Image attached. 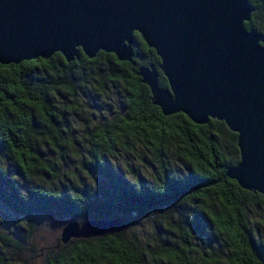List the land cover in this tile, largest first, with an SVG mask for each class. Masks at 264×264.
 I'll return each instance as SVG.
<instances>
[{
    "label": "trees",
    "instance_id": "16d2710c",
    "mask_svg": "<svg viewBox=\"0 0 264 264\" xmlns=\"http://www.w3.org/2000/svg\"><path fill=\"white\" fill-rule=\"evenodd\" d=\"M248 1L253 12L244 26L261 31L264 0ZM134 41L130 61L103 51L88 58L78 49L72 62L57 52L0 64V205L21 217L26 233L53 214L126 224L117 233L58 241L45 264H264V238L252 226L255 220L264 229V197L226 176L239 161L237 134L216 119L198 125L183 113L163 115L137 75L160 59L137 32ZM159 85L168 87L160 71ZM116 86L123 111L101 123L87 119L74 134L80 103L108 105ZM129 140L151 153L152 180L131 179L115 165ZM78 149L76 166L71 154ZM161 208L169 213L149 240L128 235L133 223L124 219L133 216L138 225ZM13 234L0 233V264H14L11 253L26 240Z\"/></svg>",
    "mask_w": 264,
    "mask_h": 264
},
{
    "label": "water",
    "instance_id": "95a60500",
    "mask_svg": "<svg viewBox=\"0 0 264 264\" xmlns=\"http://www.w3.org/2000/svg\"><path fill=\"white\" fill-rule=\"evenodd\" d=\"M252 12L248 0H0V64L57 52L72 62L78 49L88 58L103 51L130 61L137 32L160 59L157 68L137 70L152 104L198 125L223 121L239 150L226 176L264 197V26L245 28ZM125 227L120 217L70 220L59 242Z\"/></svg>",
    "mask_w": 264,
    "mask_h": 264
},
{
    "label": "rangeland",
    "instance_id": "374dc122",
    "mask_svg": "<svg viewBox=\"0 0 264 264\" xmlns=\"http://www.w3.org/2000/svg\"><path fill=\"white\" fill-rule=\"evenodd\" d=\"M107 103L108 105L80 103L82 109L78 110L75 116H73L74 134L80 136L83 133L82 128L84 121L87 119L95 123H101L105 118H112L123 111L124 100L120 86L109 89ZM83 151L84 149H78L71 154L74 158L73 164L75 163L76 166H78L79 157ZM116 155L114 159L115 165L124 170L123 173L130 175L131 179H135V174H139L142 179L150 181L157 174L151 153L140 143L129 140L128 143L119 146ZM78 173L83 176L86 175L82 170ZM86 180L88 179L86 178ZM168 213V208L153 210L138 225L135 224L136 219L133 216L124 219L133 223L132 227L128 230V235L138 236L139 238H143L142 240L144 241L149 240L155 223L159 222L161 217ZM70 220H72L70 217L60 214L37 218L32 230L26 233L20 229L23 226L21 217L9 212L0 205V233L5 234L8 238H13L15 236L13 232L20 231L23 233V238L26 239L21 243L19 250L11 253L14 264H45L46 255L50 254L57 247L62 226ZM252 226H258L264 238V229L261 224L254 220Z\"/></svg>",
    "mask_w": 264,
    "mask_h": 264
}]
</instances>
